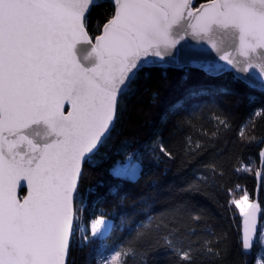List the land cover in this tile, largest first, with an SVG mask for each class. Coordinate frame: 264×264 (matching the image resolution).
I'll list each match as a JSON object with an SVG mask.
<instances>
[{"label": "snow or ice", "instance_id": "1", "mask_svg": "<svg viewBox=\"0 0 264 264\" xmlns=\"http://www.w3.org/2000/svg\"><path fill=\"white\" fill-rule=\"evenodd\" d=\"M193 3L112 0L111 18L92 38L88 15L98 0H0V264H69L78 232L87 240L108 228L102 217L82 227L86 197L79 184L113 130L119 98L142 67L155 63L149 58L171 57L190 38L233 68L264 73V0ZM230 205L242 217L241 244L249 250L260 205L247 191ZM136 242L131 238L103 264H127ZM167 242L174 264H195L180 237ZM209 243L202 251L213 252Z\"/></svg>", "mask_w": 264, "mask_h": 264}, {"label": "trees", "instance_id": "2", "mask_svg": "<svg viewBox=\"0 0 264 264\" xmlns=\"http://www.w3.org/2000/svg\"><path fill=\"white\" fill-rule=\"evenodd\" d=\"M206 2L196 0L195 7ZM98 5L88 15L92 38L114 11L107 0ZM129 162L138 164L134 178L114 174ZM78 190L86 197L80 220L103 217L111 227L104 237L87 240L78 232L69 264H100L103 254L133 237L127 264H174L178 257L167 241L176 237L184 250L192 249L195 264L264 261V92L233 73L141 69L119 100L109 138L84 166ZM244 191L261 209L250 255L241 244L242 217L230 205ZM205 241L213 252L202 251Z\"/></svg>", "mask_w": 264, "mask_h": 264}, {"label": "water", "instance_id": "3", "mask_svg": "<svg viewBox=\"0 0 264 264\" xmlns=\"http://www.w3.org/2000/svg\"><path fill=\"white\" fill-rule=\"evenodd\" d=\"M107 1H109L112 4V0H107ZM195 5H196V0H194L193 3L194 8ZM86 52H87V47L85 46L83 51L81 52V56H83ZM149 59L150 61L154 60L155 63H149L148 65L142 67L141 69L168 67L172 69L181 70L184 68H190V69L202 71L211 77H218L226 73H233L237 79L244 82L252 89H256L258 91L264 92V73H260L257 68H249L247 71H240L236 68H233L232 66L227 65L226 61L220 60L217 53L211 50L207 45H198L197 41L191 40L190 38H186L185 40L181 41L180 44H178L176 48L173 49L171 57L166 56L163 60H160L159 58H149ZM236 59L243 61L244 57H236ZM208 64L216 65L219 70H215L212 72L207 71L204 66ZM243 66L244 65H241V67ZM65 108L66 110H68L69 106L65 105ZM23 192H25L26 194L25 189H21L20 194L23 195ZM260 222H261V211L257 214V220H256V228L258 234L260 229ZM257 237L253 238V247L251 249L249 250L244 249L246 255H250L253 252Z\"/></svg>", "mask_w": 264, "mask_h": 264}, {"label": "rangeland", "instance_id": "4", "mask_svg": "<svg viewBox=\"0 0 264 264\" xmlns=\"http://www.w3.org/2000/svg\"><path fill=\"white\" fill-rule=\"evenodd\" d=\"M127 169H134L135 170V172L137 173V171H138V164L137 163H135V162H129L126 166H124V167H117L116 168V172L117 173H119V172H123L124 170H127ZM126 176V175H125ZM136 176V175H135ZM134 176V177H135ZM133 177V178H134ZM97 218V217H96ZM103 218V217H102ZM95 218H93V219H91V220H94ZM106 222H108V228L107 229H101V232H102V235H99L98 237H104L108 232H109V230H110V227H111V222L109 221V220H107L106 218H103ZM91 220H89L87 223H83V221L81 220V225H82V227H84V228H86L87 227V225L89 224V222L91 221ZM262 231H264V228L262 229ZM83 232V231H82ZM84 233V232H83ZM85 234V233H84ZM88 237L89 238H93L91 235H88ZM260 240L261 241H264V235H260ZM263 245V247H264V244H262ZM113 253V252H112ZM112 253H108V254H103L102 256H101V259H100V264H103V261L105 260V259H107V257H109ZM258 264H261V260H259L258 261Z\"/></svg>", "mask_w": 264, "mask_h": 264}]
</instances>
